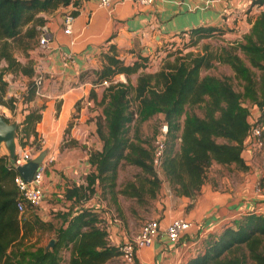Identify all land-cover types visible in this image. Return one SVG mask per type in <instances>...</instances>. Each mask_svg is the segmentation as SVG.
Instances as JSON below:
<instances>
[{
    "label": "trees",
    "instance_id": "obj_1",
    "mask_svg": "<svg viewBox=\"0 0 264 264\" xmlns=\"http://www.w3.org/2000/svg\"><path fill=\"white\" fill-rule=\"evenodd\" d=\"M70 3L71 0H0V105L14 107V99L4 98L8 72L22 71L29 76L35 73L32 63L23 65L17 61L11 41L23 42L25 36L38 41V27L48 20L41 14ZM255 6L262 11L239 41L218 49L205 46L199 54L180 55L182 51L176 50L174 61H166L155 73H139L135 85L114 83L113 78L118 74L130 77L144 63L138 60L127 64L114 46L103 55L102 66L92 72L95 84L110 82L99 103L103 112L96 123L102 148L90 152L91 170L85 183L68 188L66 199L78 204L99 194L113 206L118 205L120 196L145 205L160 191V173L177 196L195 199L214 163L248 168L242 156L251 129L246 101L260 109L259 123L264 133V0H252L251 9ZM223 33L220 26L194 28L188 33L187 46ZM215 62L232 68L243 82V91H237L227 77L202 76V70L213 67ZM36 89V83H30L28 99ZM90 97L97 99L94 90ZM194 106L201 108L202 115L188 110ZM160 114L168 133L158 169L154 164L155 143L143 138L141 126ZM41 117L38 110L25 115L18 135L20 145L25 147L31 134L37 136L36 124ZM123 165L134 166L138 172L119 186ZM16 175L10 155L0 154V264H108L120 255L119 246L109 241L100 214L92 208L59 211L58 226L41 219L37 207L28 203L21 214ZM43 227L53 231L54 246L31 242L36 230ZM205 244L204 252L191 257L187 264H264V214L242 215ZM65 250L70 253L66 262Z\"/></svg>",
    "mask_w": 264,
    "mask_h": 264
},
{
    "label": "crops",
    "instance_id": "obj_2",
    "mask_svg": "<svg viewBox=\"0 0 264 264\" xmlns=\"http://www.w3.org/2000/svg\"><path fill=\"white\" fill-rule=\"evenodd\" d=\"M251 5L252 0H155L153 5L142 7L132 0H115L108 9L101 7L99 0H71L67 6L42 13L48 19L46 25L52 38L49 48L42 49L37 41L39 48L36 51H41L44 56L36 58L38 63L32 62L33 76L22 71L5 75L8 91L4 98L6 101L14 99V107L0 105L3 108L0 114L9 122L18 123L19 135L25 115L33 110L41 113V120L36 124L37 136L31 134L25 147L17 138V151L29 148L33 140L37 143L42 140V151L55 156L45 177L46 197L62 202L61 211H68L70 207L73 210L92 208L100 214L112 245L119 246L128 241L139 230H132V216L135 210H139L138 206L134 205V210L130 207L135 202L120 196L118 205L113 206L99 194L78 204L66 199L67 189L85 183L91 169L86 148L96 142L89 135L96 132L97 118L89 106L102 99L100 94L97 99H91L90 95L93 87L98 91L97 86L103 87L107 83L94 85L93 70L102 66L103 55L112 46L122 59L127 55L148 56L164 42L175 41L201 26H220L224 33L202 39L200 43L215 38L222 44L216 49L229 46L242 39L255 21L257 16L252 15L254 7L251 9ZM68 11L75 16L70 35L64 32L62 24V16ZM16 59L25 65L24 61ZM40 75L44 77L40 88L42 95L38 94L37 87L35 94L28 99L30 83ZM7 76L18 79L15 87L10 86ZM257 112L253 105L252 113ZM13 114L15 117L11 120ZM68 128L70 131L67 132ZM0 154L9 155L4 143H0ZM38 154L35 152V157ZM242 156L247 169H240L235 164L214 163L195 199L177 196L170 183L163 182L161 193L166 194V202H157L142 223L161 218L162 228H165L174 218L184 217L193 221L195 226L178 243H172L162 231L151 245L138 250V264H187L200 252L197 249L203 247L205 240L219 234L225 226L234 225L236 219L249 212L264 214V193L255 192L256 183L264 180V146L258 150L245 145ZM224 167L227 169L223 170ZM160 177L166 179L163 173ZM44 210L40 208L41 213ZM120 263L124 264L120 257L108 262Z\"/></svg>",
    "mask_w": 264,
    "mask_h": 264
},
{
    "label": "rangeland",
    "instance_id": "obj_3",
    "mask_svg": "<svg viewBox=\"0 0 264 264\" xmlns=\"http://www.w3.org/2000/svg\"><path fill=\"white\" fill-rule=\"evenodd\" d=\"M261 11H262V8L255 6L253 9L252 15L258 16ZM26 29L27 28L25 27L23 30V33L26 32ZM11 42H12V52H13L14 56L16 58H19L20 61H24L25 65H29L32 62H33V64H36V63H38L36 58L39 59V58H42L44 56L41 51H39V50L36 51V49L39 48L38 43H37V41H35L32 38L25 36L23 39V42H21L19 40L18 41H11ZM189 43H190V36H189V34H187V35L180 36V38L175 40V41L164 42L162 45H159L160 47L155 48L153 50V52L148 56L141 57L139 55H127L126 58H123L127 64H131V63L139 60L142 63H144L143 64L144 66H142L139 69L138 73L130 75V77H127L125 74L116 75L113 78V82L114 83H117V82L126 83V82H128V83H132L135 85L137 83V78H138L139 73H141V72L155 73L156 71H158L159 69H161L164 66V62L174 61L175 56L173 54L176 50L182 51V55H185L187 53L199 54V53H202L204 51L205 46H211L213 49H216L219 45H222L221 42H219V40H217L215 38H213L211 41H205L202 43H200V41H199L196 45L187 46ZM32 55H34V56H32ZM254 71L257 75L260 74V72L258 70H254ZM206 75H215L218 77H227L230 79L231 83L233 84L234 88L237 91H243V82H241L235 76L234 71L228 65H225L222 63H217L211 68H205L202 70V76H206ZM7 77L9 79L10 86L15 87L18 79L10 78L9 76H7ZM93 80H94V78H93ZM109 83L110 82L103 84L104 89L109 85ZM93 84L98 85V84H95L94 82H93ZM103 87L97 86V88H99L98 91H96V89L93 87V90L96 92V94H100L101 99H102L103 93H104V90L101 91ZM246 105L249 106L251 109H253V104L250 101H246ZM1 106H0V112L3 111V108ZM89 110L90 111L93 110L95 113V117L98 119V117L103 112V107L98 102H94L93 106H89ZM188 110L189 111L193 110L195 113L202 115V110L198 106L189 107ZM14 117H15V115L13 114L11 117V120H14ZM163 117L164 116L162 114L156 115L152 119L144 122L141 126V135L146 140H150L149 142H151L152 144L155 143L156 139L161 135V133L163 131V125H164ZM96 123H97V121H96ZM68 131H70V128L67 129V132ZM133 132H134V126L131 127V135H133ZM91 133L92 134H90L89 137L91 139H96V142L94 141V143L91 147L86 148L87 153H88V159H89L90 152L101 150L102 144H103V142H102L101 138L99 137V135L97 134V132H95V133L91 132ZM17 138L19 141L18 135H17ZM18 141H17V143H18ZM35 141L36 140H33V143L30 144V146H29L30 148L33 149L34 153L38 152L39 148L43 146L41 143V140L38 143ZM41 151L39 152V154L41 153ZM222 169L225 170L227 168L224 167ZM137 172H138V169H136L134 166L123 165L119 170V178H118L119 186L123 185L127 180L133 178ZM164 181H167V179L162 180V184ZM161 190H162V186L160 188L159 193L157 194V197L149 199L148 200L149 202L145 205H141L140 203H138L133 198L125 197L126 200H131L132 202H135L137 204L136 205V204L132 203L130 206L132 209H133L134 205L139 207V210H137V211L135 210L134 214L132 216L133 217L132 230L134 232L137 231L138 229H140V227L143 225L142 222L146 219L145 216L147 215V213H149L150 211H152L155 208L157 202H159L161 200L163 201V203L166 202V199H165L166 194H162ZM172 191H173V189H172ZM61 207H64V204L62 202L55 201V200H53V197H49L47 195L44 203L41 206L35 208V210L37 211L40 218L43 219L45 222L52 221L55 226H58L60 224V219L56 215H53V214L61 211ZM174 207H176V206H173V208ZM40 208H43V210L45 209L44 212L41 213ZM53 209H57V211L55 212V211H53ZM173 210H176V208H174ZM45 214H47V215H45ZM47 216H49V220H48ZM157 219L161 220V218H157ZM53 236H54V233H53V231L49 230V227H43L41 229L36 230L35 234L33 235L32 239H31V242L37 243L38 246H45V247L49 248L51 241L54 240ZM128 240H129V238H128ZM205 246H206V244L204 243L203 247H201L200 250H199L200 247L197 249L198 251H200L199 253L204 252ZM69 255H70L69 251H67V250L63 251V256H64L65 262L69 258ZM118 262H121V261H118ZM122 263H124V262H122Z\"/></svg>",
    "mask_w": 264,
    "mask_h": 264
},
{
    "label": "built area",
    "instance_id": "obj_4",
    "mask_svg": "<svg viewBox=\"0 0 264 264\" xmlns=\"http://www.w3.org/2000/svg\"><path fill=\"white\" fill-rule=\"evenodd\" d=\"M115 0H99V5L103 8H112ZM142 7H149L154 4L155 0H132ZM220 2H228L229 0H216ZM75 16L72 11L65 12L62 16V24L64 27V32L66 34L73 33V24ZM39 36L38 43L42 49L49 48L51 43V33L48 29V26L45 24L38 27ZM68 62L69 56L66 58ZM44 78L40 75L35 81L38 87V94H41L40 87L42 86ZM255 109L258 110L257 114L252 113L250 108L249 120L251 124V129L249 136L246 139V147L251 146L254 149H261L264 146L263 138V126L259 123L260 109L258 106L254 105ZM168 133V126L166 123L163 125V131L161 135L155 141V151H154V164L159 169L164 150L166 148V135ZM42 145L44 142L41 140ZM43 147V146H42ZM42 147L39 148L38 153L42 150ZM35 158L32 148L23 149L22 151L16 153L15 163L10 164L16 169L17 175L15 177V183L20 193V198L17 203L19 212L22 214L26 210L27 203L30 204L33 208L41 206L46 198V189H45V177L47 170L51 163L54 162V155H46L42 163L39 164L37 170L34 173V176L31 181L25 180V178L18 172L17 168L28 163L29 161ZM255 192L257 194L264 193V180H259L255 185ZM195 226V223L191 220H188L184 217H177L170 221L165 228H162L161 220L159 219H150L145 222L141 228L126 242L119 245L120 249V259L124 264H138L137 263V253L139 249L151 245L155 239L161 234L162 231L168 235L172 243H178L180 239L187 232L192 230Z\"/></svg>",
    "mask_w": 264,
    "mask_h": 264
},
{
    "label": "water",
    "instance_id": "obj_5",
    "mask_svg": "<svg viewBox=\"0 0 264 264\" xmlns=\"http://www.w3.org/2000/svg\"><path fill=\"white\" fill-rule=\"evenodd\" d=\"M18 123L9 122L6 117L0 114V143H4L9 150L10 160L15 163V157L17 153V131ZM47 155V151H42L37 157L28 163L17 168L18 172L27 181H31L35 171L40 163L43 162ZM55 240H52L50 247L54 246Z\"/></svg>",
    "mask_w": 264,
    "mask_h": 264
}]
</instances>
